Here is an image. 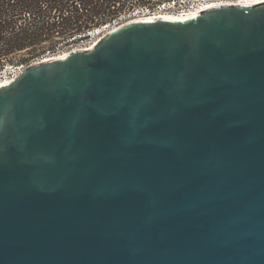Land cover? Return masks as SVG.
<instances>
[{
  "label": "water",
  "instance_id": "95a60500",
  "mask_svg": "<svg viewBox=\"0 0 264 264\" xmlns=\"http://www.w3.org/2000/svg\"><path fill=\"white\" fill-rule=\"evenodd\" d=\"M158 13L0 85V264H264V2Z\"/></svg>",
  "mask_w": 264,
  "mask_h": 264
},
{
  "label": "trees",
  "instance_id": "16d2710c",
  "mask_svg": "<svg viewBox=\"0 0 264 264\" xmlns=\"http://www.w3.org/2000/svg\"><path fill=\"white\" fill-rule=\"evenodd\" d=\"M179 0H0V70L82 44L94 29ZM60 54V53H59Z\"/></svg>",
  "mask_w": 264,
  "mask_h": 264
},
{
  "label": "rangeland",
  "instance_id": "374dc122",
  "mask_svg": "<svg viewBox=\"0 0 264 264\" xmlns=\"http://www.w3.org/2000/svg\"><path fill=\"white\" fill-rule=\"evenodd\" d=\"M206 1H209V0H179V4L178 2H176L175 4H166V5H161L160 8L156 11V12H159V13H166V14H173V13H179L181 10L183 9H186V8H194L196 6H198L199 4L201 3H204ZM211 1V0H210ZM147 13H151L147 10H143L141 11V13L139 11H136L134 12L133 16H137V15H142V14H147ZM114 25L117 24L116 23H113ZM110 25V26H104L103 28H100V29H97V30H94L91 34H90V37L88 39H86L82 44L80 45H77V46H74L72 48H77V47H85L87 45H90L95 39L99 38L100 36H102L105 32H107L112 26L114 25ZM101 33V34H100ZM72 48H69V49H72ZM69 49H63V50H60L59 52H56V53H52V54H47L45 55L43 58H46V57H49V56H55L59 53H62L64 51H67ZM40 59L36 60V61H39ZM35 62V61H34ZM32 64V63H31Z\"/></svg>",
  "mask_w": 264,
  "mask_h": 264
},
{
  "label": "bare ground",
  "instance_id": "6f19581e",
  "mask_svg": "<svg viewBox=\"0 0 264 264\" xmlns=\"http://www.w3.org/2000/svg\"><path fill=\"white\" fill-rule=\"evenodd\" d=\"M262 2H264V0H211V1L209 0V1H206V2L202 3L199 6L191 9L190 11H187V12H184V13H173V14L158 13V15H165L166 17H170V18H173V19H180L182 17H187V16H190V15L199 13L200 11H204L206 9H209V8L217 6V5H223V4L256 5V4H260ZM105 34H106V32L102 36H100L99 38L95 39L90 45H87V46H85L83 48L84 49L92 48ZM65 54H66V51H64L63 53H60L59 55L61 57V56L65 55ZM12 79L13 78L2 79V80H0V85H2L4 83H8Z\"/></svg>",
  "mask_w": 264,
  "mask_h": 264
},
{
  "label": "built area",
  "instance_id": "2783aa9c",
  "mask_svg": "<svg viewBox=\"0 0 264 264\" xmlns=\"http://www.w3.org/2000/svg\"><path fill=\"white\" fill-rule=\"evenodd\" d=\"M202 4V3H201ZM199 4V5H201ZM198 5V6H199ZM197 7V6H196ZM195 8V7H194ZM193 8H186L181 10L179 13H184L187 11H190ZM109 26V25H108ZM106 27V26H105ZM93 32V31H92ZM83 48V47H82ZM38 61L32 62V63H36ZM31 64V63H30ZM28 64V65H30ZM28 65H24V64H19V65H12V64H7L5 65L1 70H0V80L2 79H6V78H14L16 77L26 66Z\"/></svg>",
  "mask_w": 264,
  "mask_h": 264
}]
</instances>
